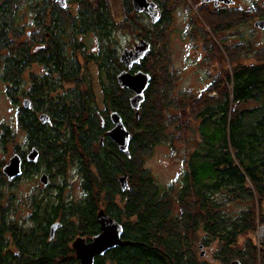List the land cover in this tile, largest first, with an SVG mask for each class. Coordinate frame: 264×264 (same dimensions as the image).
Returning a JSON list of instances; mask_svg holds the SVG:
<instances>
[{
  "label": "trees",
  "instance_id": "16d2710c",
  "mask_svg": "<svg viewBox=\"0 0 264 264\" xmlns=\"http://www.w3.org/2000/svg\"><path fill=\"white\" fill-rule=\"evenodd\" d=\"M70 1L77 6L71 15L52 0H0L1 79L13 105L20 106V94L31 98L30 109L19 107L18 122L30 150L39 151L38 162H25L23 175L38 173L45 163L49 178L65 177L67 168L76 165L85 193L78 201H66L63 186H56L54 195H33L29 221L18 222L9 216L18 200L4 191L11 183L3 172L6 163L0 162V264H80L71 242L77 236L91 239L100 233V210L123 226V240L129 244L97 256L94 264H209L197 257L198 243L216 245L214 256L221 264L235 260L264 264V242L258 248L249 238L242 250L238 246L241 236L255 232L258 219L264 223V49L249 52L257 62L245 64L236 60L238 55L231 53L228 38L222 36L254 18H264V9L255 5L254 13H212L197 0H185L189 9L191 2L197 5L200 19L215 37L213 46L217 43V51L227 50L234 66L225 78L231 88L222 87L216 98H207L193 110L202 141L189 155L182 188L174 194L162 188L143 164V155L162 142L168 128L164 105L173 78L165 68L161 85L145 66L150 55L155 65L166 60L163 52L154 51V42L166 45L168 36L160 26L172 23L174 1L180 0H150L157 3L161 17L150 27L144 21L148 15L135 11L132 0H124L129 16L120 23L108 0H67V7ZM23 7L34 12L37 32L26 31L30 24H24ZM139 25L157 33L142 37L151 48L133 68L152 77L137 118L130 104L133 93L117 79L124 65L113 44L117 30ZM199 27L203 29L194 30L197 34L206 33L204 25ZM90 35L98 47L85 62L97 67L104 110L97 107L91 84L86 83L85 90L79 85L89 70L77 53H85ZM39 45H45V50L35 52ZM33 61L44 65L48 74L35 76L25 92L24 73ZM74 82L78 88L63 90V84ZM170 107L177 105L170 100ZM40 111L49 115L50 123L38 120ZM112 112L121 115L131 133L130 156L105 136L113 128ZM14 139L12 129L4 126L0 147ZM21 156L26 158L24 153ZM124 176L128 188L123 191L119 179ZM233 204L243 206L236 216L227 214ZM58 222L61 226L50 241L51 227ZM199 231L204 233L201 237Z\"/></svg>",
  "mask_w": 264,
  "mask_h": 264
},
{
  "label": "rangeland",
  "instance_id": "374dc122",
  "mask_svg": "<svg viewBox=\"0 0 264 264\" xmlns=\"http://www.w3.org/2000/svg\"><path fill=\"white\" fill-rule=\"evenodd\" d=\"M89 1L92 3L96 2V0ZM108 2L112 6L111 10L116 22L120 23L125 15L129 14L124 5V0H108ZM191 3L193 4H190L192 9L188 8L187 1L185 0L174 1V4L172 3L175 7L172 23L167 26H160L161 30H165L168 36L167 43L165 45L163 41L158 39H156L158 42H154L156 54L159 55L160 52H163L166 60L162 61L160 66L155 65V58L153 55H150L145 66V69L151 71L157 80L159 79L161 85L164 83V81L162 82V78L165 74V68L170 71V75L173 78L171 96L167 98L169 102L164 105L166 110L164 111V118L167 119L168 128L162 142L150 153L146 152L143 155V164L144 168L151 173L154 180L162 188H169V193L170 189H172L171 191L174 194L182 188L183 177L188 169L189 155L202 141L197 127L198 124L192 117L193 110L201 107L207 98H216L219 89L222 87L231 88L225 83V78L227 72L230 74L234 66L233 61H229L230 58L227 50L224 51L221 48V51H217L220 50V46L217 43H215L216 47L213 46L214 43L212 41L215 40V37L209 32L206 25L203 24V18L201 17L200 19L197 5L194 2ZM171 6H168V9ZM76 8V4L70 1L67 7L70 15L71 13L75 14ZM22 11L24 24H30L26 31L32 30L37 32L36 25L34 24V12L30 11L28 7H23ZM130 18L133 17L130 16ZM192 19L194 20L191 21ZM255 19L249 24H244L222 35L228 38L226 44L232 50L231 53L238 55L236 60L242 61L245 64L257 62L254 54H249V52L258 51L259 53L264 49V29L257 28L253 24ZM137 21L139 24L141 23V21ZM144 21L150 27L152 23L151 18L149 17ZM193 22L196 27L192 25ZM201 24L207 29L206 33L204 32L205 34L201 31H198L197 34L194 31L198 30L197 28H201L199 27ZM141 27V25L136 28L130 26L128 29L126 27V29L117 30L114 33L113 45L117 50L118 57H120L121 51L124 48L133 49L134 45L138 44V41L145 35L151 32L152 34L157 33L145 31ZM25 39L26 36H23L22 41L26 42ZM91 40H93V37L90 35L87 41L89 47H85V53H77V58L84 66L88 64V62H85L87 61L88 53H93L97 46V43H93ZM242 41L249 43V46L240 44ZM238 50H240V53ZM86 68L89 70V73L86 76V80L79 83L80 88L85 90L86 83H90L96 96L97 107L100 110H104L105 106L100 93L97 67L92 63L86 65ZM37 75H40V66L38 62L33 61L31 67L24 73L25 86L23 89L25 92H29L31 83L28 80H30V77ZM77 86V82L66 83L67 90ZM23 96L20 94V106H22V99L25 98ZM170 100L174 101L177 107H170ZM20 106L13 105L12 101L8 98L6 85L1 79L0 72V134L4 126L10 127L15 134L13 142L7 146L0 147V162L2 163H7L15 153L27 155L30 151L28 139L18 122ZM44 166L45 163L41 166V170L38 173H30L27 176L22 175L17 178L18 180L15 179L14 185L5 187L4 191L7 197L13 195L15 200H18V203L10 207L9 212V216L18 222L25 224L26 221H29L32 212L31 198L33 195H54V192L57 190L56 186H63L62 196L66 201H78L84 197L83 180L76 165H70L67 168L65 177L60 175H55L54 179L50 177L48 186H44L40 182L41 174L47 173L44 171ZM64 183L66 184L64 185ZM8 203H3V205L6 207ZM242 207L238 204L230 205L227 214L236 216ZM256 224L255 232L240 237L238 246L241 250L249 238L253 240L258 248H261V243L264 242V223H261L258 219ZM198 234L201 237L204 233L199 231ZM215 248L216 245L208 247L198 243L196 255L199 260L208 262L209 264H221L214 256Z\"/></svg>",
  "mask_w": 264,
  "mask_h": 264
},
{
  "label": "water",
  "instance_id": "95a60500",
  "mask_svg": "<svg viewBox=\"0 0 264 264\" xmlns=\"http://www.w3.org/2000/svg\"><path fill=\"white\" fill-rule=\"evenodd\" d=\"M206 1H218V0H206ZM226 3H230L231 0H220ZM53 3L58 4L61 8L67 7V0H52ZM135 11L139 13L147 14L153 24L160 21V13L157 9L156 3L150 0H132ZM255 26L260 29H264V20L258 21ZM151 45L146 40H141L134 49H127L122 54V61L126 64V69L118 75V81L122 88H127L133 93L130 98L131 107L136 111L138 118L139 109L141 104L145 100V93L150 86L152 77L149 73L139 70L135 73H131L130 70L133 65H138L145 55L150 51ZM25 108H30V101L25 99L23 101ZM113 128L106 133V136L114 142L119 150L124 154L130 156L129 144L131 141V133L127 129L123 118L118 112H112L110 115ZM40 121L43 124L49 123V116L46 114L40 115ZM39 151L36 148L30 150L27 154V160L32 163L38 162ZM3 172L6 175L8 181L13 182L15 179L22 176V158L19 153H15L3 167ZM122 190L128 188L127 177H121L119 179ZM40 182L44 185H48L49 177L47 174H42ZM98 222L101 226L100 233L94 236L90 242H86L83 237L77 238L73 243V248L76 250L78 259L81 264H94L97 256H103L106 252L116 247H124L129 244L128 241L123 240L124 228L123 226L114 221V219L107 215L104 210H100L98 213ZM61 226L58 222L51 227V238L54 237L57 229ZM230 264H241L240 261L235 260Z\"/></svg>",
  "mask_w": 264,
  "mask_h": 264
},
{
  "label": "flooded vegetation",
  "instance_id": "af4514ba",
  "mask_svg": "<svg viewBox=\"0 0 264 264\" xmlns=\"http://www.w3.org/2000/svg\"><path fill=\"white\" fill-rule=\"evenodd\" d=\"M197 2L199 3V5L205 10V9H209L210 11H212V13H218V11H228V12H242V13H246V12H253L254 13V11L252 10L253 9V7L255 6V5H258L262 10L264 9V0H246V1H242V0H231V2L228 4V3H226V2H223V1H220V0H218V1H206V0H197ZM157 4V3H156ZM192 4V3H191ZM158 6V5H157ZM61 8V7H60ZM61 9H63V10H65V9H67V7L66 8H61ZM160 13V12H159ZM260 20H264V18H258V19H256L254 22H253V24L255 25L258 21H260ZM251 23V22H250ZM247 24H249V23H247ZM30 35V33L28 34V36ZM142 39H140L139 41H138V44L140 43V41H141ZM138 44H135L134 45V47L136 46V45H138ZM134 47H133V49H134ZM42 48H44V50H45V45L43 46V45H39L38 47H35V49H34V51L35 52H38L39 50H41ZM95 50V49H94ZM125 50H127V48H124L122 51H121V54H120V61H121V63H122V65H124V69H122L121 70V72L122 71H124L125 69H126V64L121 60L122 59V54H123V52L125 51ZM33 51V52H34ZM35 52H34V54H35ZM39 66H40V76L39 77H42V76H44V75H47L48 73H47V71H46V68H45V66L44 65H42V64H39ZM136 65H133V67L131 68V70H130V72L131 73H135V71L136 70H133V68L135 67ZM31 67V66H30ZM29 69V67L26 69V71L25 72H27V70ZM120 72V73H121ZM119 75V74H118ZM118 75H117V79H118ZM32 79H36V77L34 76H32V77H30V80H28V82H30V83H32ZM119 82V81H118ZM30 86H31V84H30ZM63 88L65 89V91H68L67 89H66V84H63ZM63 89V90H64ZM73 89V88H72ZM25 99H28L29 101H30V108L32 107V100H31V98H29V97H27V98H24V99H22L23 101L25 100ZM23 101H22V105H23ZM23 107H24V105H23ZM25 108V107H24ZM30 108H26V109H30ZM42 114H46V115H48L47 113H45V112H42V111H40L39 113H38V120L40 121V115H42ZM49 116V115H48ZM49 119H50V117H49ZM41 122V121H40ZM42 123V122H41ZM50 123V122H49ZM43 124V123H42ZM46 124H48V123H46ZM112 125H113V123H112ZM106 136V135H105ZM30 152V151H29ZM28 152V153H29ZM21 156V155H20ZM26 158L25 159H23L22 158V156H21V158H22V169L24 168V164H25V162H29L28 160H27V155L25 156ZM8 163V162H7ZM6 163V164H7ZM30 163V162H29ZM42 174H44V173H42ZM41 174V175H42ZM23 175V174H22ZM18 180V179H17ZM16 180H14L13 182H10L11 183V185H14V182H15ZM44 185V184H43ZM44 186H48V185H44ZM115 221V220H114ZM100 225V224H99ZM100 230H101V226H100ZM79 237H83V238H85L86 239V242L88 243V242H90L91 241V239H89V238H87V237H85V236H77L72 242H71V246H72V248H73V243H74V241L77 239V238H79ZM55 238V235H54V237L53 238H51V235H50V241L51 240H53ZM74 249V248H73ZM74 251H75V256H76V258L78 259V257H77V254H76V250L74 249ZM106 254V253H105ZM79 260V259H78ZM79 262H80V264H81V261L79 260Z\"/></svg>",
  "mask_w": 264,
  "mask_h": 264
}]
</instances>
